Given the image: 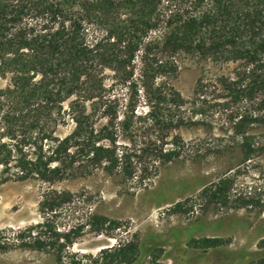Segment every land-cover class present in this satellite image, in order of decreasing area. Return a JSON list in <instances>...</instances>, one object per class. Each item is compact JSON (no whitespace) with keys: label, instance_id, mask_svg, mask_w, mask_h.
Instances as JSON below:
<instances>
[{"label":"trees","instance_id":"16d2710c","mask_svg":"<svg viewBox=\"0 0 264 264\" xmlns=\"http://www.w3.org/2000/svg\"><path fill=\"white\" fill-rule=\"evenodd\" d=\"M181 57L201 69L194 96L220 91L232 104L246 105L228 110V124L241 137L245 161L263 154L264 143L249 131L264 132V0H0V77L11 76L0 91V186L38 181L45 187L41 207L53 210L72 202L71 194L54 190L57 184L100 171L114 176L121 170L132 180L135 159L155 158L165 166L203 158L172 134L196 124L172 85ZM210 65L218 71L212 78L206 76ZM229 65L233 73L225 72ZM124 85L131 96L121 118V101L111 90ZM141 95L147 118L138 116ZM70 122L74 130L62 137L59 129ZM120 132L147 151L126 145L121 152ZM155 168L144 166L141 179ZM228 185L222 181L210 202L226 203ZM89 226L101 235L115 222L94 216ZM85 228L63 234L49 227L43 239L33 227L14 239L1 237L0 252L49 247L62 260ZM192 242L203 250L231 244L221 238ZM259 250L244 264H264V239Z\"/></svg>","mask_w":264,"mask_h":264},{"label":"rangeland","instance_id":"374dc122","mask_svg":"<svg viewBox=\"0 0 264 264\" xmlns=\"http://www.w3.org/2000/svg\"><path fill=\"white\" fill-rule=\"evenodd\" d=\"M179 63L180 73L172 85L186 102L184 114L196 124L172 134L181 138L180 146L186 151L198 152L203 158L181 159L165 166L154 162L155 158L135 159L138 173L132 180L121 170L114 176L100 171L93 177L57 184L54 190L68 192L72 202L53 210L41 207L45 187L38 181L1 185L0 238L14 239L13 234L33 227L43 239L49 237V227L63 234L79 226L86 228L83 237L63 251L62 260L57 250L49 247L17 246L0 252V264H244L250 254L260 251L264 239V153L245 161L241 137L228 124V110L246 105L232 104L220 91H209L203 98L194 96L201 69L184 57ZM206 67L207 77L218 74L211 65ZM233 71L234 65L225 67L226 73ZM111 76L108 73V85ZM10 77H0V91L10 85ZM111 95L121 101L122 118L131 96L129 86L114 87ZM146 102L141 95L138 116L149 117ZM105 124L102 121L101 126ZM73 130L70 122L59 134L64 137ZM249 135L257 144L264 143L259 128ZM119 136L121 152L126 145L147 149L141 143H131V136L121 132ZM147 164L155 165L156 173L142 180L139 170ZM222 181L229 182L227 202H210L211 193ZM178 205L182 207L175 211ZM94 216L106 217L115 226L101 235L91 233L89 224ZM206 238L230 240L231 244L203 250L192 242Z\"/></svg>","mask_w":264,"mask_h":264}]
</instances>
